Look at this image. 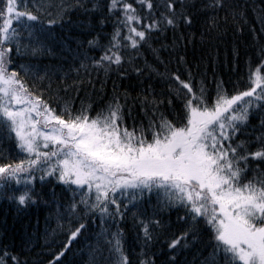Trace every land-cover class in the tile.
<instances>
[{
  "label": "snow or ice",
  "instance_id": "1",
  "mask_svg": "<svg viewBox=\"0 0 264 264\" xmlns=\"http://www.w3.org/2000/svg\"><path fill=\"white\" fill-rule=\"evenodd\" d=\"M77 9L88 15L82 23L89 29L93 17L101 30L111 25L105 43L102 31L86 41L98 57L81 54L68 72L16 63L54 56L49 26ZM200 10L213 13L202 42L222 38V10L224 22L231 15L243 32L245 13L229 9L227 0H0V186L20 185L8 197L20 206L41 197L37 179H54L71 193L66 205L57 201L56 226L43 234L37 255L51 259L31 264H61L85 219L97 215L101 231L90 264H132L120 223L153 192L151 216L131 214L140 242L136 264H157L151 247L161 239L172 253L163 264H178L189 250L185 264H264V44L254 53L258 63L246 62L245 78L226 81L213 68L210 87L207 71L187 59L182 31ZM259 13L264 24V7ZM233 55L239 56L235 48ZM130 72L142 85L135 96L115 82L112 94L105 92L112 73L128 79ZM5 143L24 158L14 159ZM181 208L175 228L160 218ZM35 246L29 236L16 254L0 249V264H30L25 253Z\"/></svg>",
  "mask_w": 264,
  "mask_h": 264
},
{
  "label": "trees",
  "instance_id": "2",
  "mask_svg": "<svg viewBox=\"0 0 264 264\" xmlns=\"http://www.w3.org/2000/svg\"><path fill=\"white\" fill-rule=\"evenodd\" d=\"M229 9H234L237 12H244L245 19L239 21L240 26L243 27V32L237 31V23L233 21L232 16H228V22L225 23L223 17L225 12L222 10L218 13V18L220 21L219 31L222 33V38L219 40H213L212 44L207 43V37H205L204 42L201 40V32L205 31L208 27V18L213 15L209 10L205 13L203 10L197 11L194 18V25L192 28L182 29L185 35L188 36V40L185 41L187 48V59L192 63H200V70L207 71V76L209 78V86L211 87V78L213 76V68H215V74L219 78L226 81L231 80L233 82L240 78H245L247 75V61L249 57H252L255 61L254 53L258 46L264 44V24H261L259 20V9L264 7V0H227ZM200 7V4H197ZM76 11V10H74ZM71 11L67 16L64 17L62 23H57L56 25L49 26L50 37L48 43L55 53L54 56L44 55L37 59L29 60L27 57L18 58L16 60L17 64H36L42 69L45 65L57 64L58 59L61 58L62 61L70 60L73 58V54L76 52V48L87 49L91 52L100 51L99 49L90 48L86 41L91 39L96 32H101L100 38L104 37L103 43L107 41V36L103 33L111 32V25L105 27L101 30L98 26H95V19L93 17L94 30L85 27V24L89 17L82 10L79 16L76 17V13ZM42 19H45L42 17ZM191 34V35H189ZM172 33L169 32L168 36L171 37ZM213 36L216 35V31L213 32ZM80 42L78 45L77 42ZM233 48L239 53L238 58H234ZM142 56L147 59L149 63H152L154 58L150 51L142 49ZM57 54V55H56ZM167 54L165 53L164 56ZM58 56V59L57 57ZM201 57L203 60L201 61ZM74 63V61H71ZM79 60H77V63ZM138 63H143V60L138 61ZM258 63V61H255ZM128 67L127 65H125ZM174 66V65H173ZM70 68L62 69L64 72H68ZM23 75V73H22ZM115 77L117 75L115 74ZM75 78V74L71 73L69 78V83L71 79ZM55 79V78H54ZM29 83L32 82V78H28ZM117 88L120 92L127 89L132 96H135L139 92L142 85L139 84L135 73L130 72L128 79H120L117 77ZM125 80L124 84L120 81ZM130 85H132L130 87ZM99 87V85L97 86ZM112 85H110L105 92L108 95L112 94ZM231 87V85H229ZM243 88V84H241ZM160 87L157 86V91ZM252 123H257L256 114L252 116ZM4 148L11 152L14 159L24 158L18 150L9 143L4 144ZM51 179V178H50ZM21 186L14 183L9 186H0V249L6 248L7 251L12 254L20 252L23 242L28 239L29 236L33 238V241L38 237H43L46 228H54L55 225H50L48 223H42L38 221V217L33 214L34 205L39 208L41 206H47L55 215L57 210V201L60 204L66 205L70 199L71 193L63 186L57 184L53 179L51 183L44 182L41 183L37 179L35 183V188L42 195L38 199L37 203H30L27 206H20L14 200L8 199L9 196L13 194L14 191L19 189ZM53 189L55 191V198L53 197ZM18 194V192H17ZM79 197H77L78 199ZM51 199V200H49ZM158 197L155 192L145 193V196L139 202L138 208H130L125 216L123 222L120 223V227L124 229V249L129 255V259L132 264H136L138 259V254L140 252V242L137 240L138 229L134 227L132 220L133 211H145L148 216H151L153 207L157 205ZM38 210V209H36ZM63 210V209H61ZM184 215V210L181 208L165 210L161 217L164 221H171L173 227H177V216ZM87 225L83 234L73 242L70 250L66 253L64 257L61 258V264H74L75 260H79L81 264H90L92 248L95 247L97 242V233L101 231V223L99 216L92 218L87 217L84 221ZM105 224L104 227H108ZM112 229L115 230V225H111ZM203 240L208 239L207 233L203 234ZM63 239V237H59ZM84 245L89 246V249L83 247ZM202 244H197L195 247L200 248ZM151 252L155 253L157 264H163L168 256L172 253L167 250L166 245L161 239L156 242L151 247ZM163 253V254H162ZM192 251L189 250L184 255L178 257V264H185L186 260L191 259ZM27 255V252L25 253ZM106 256L107 253L105 252ZM30 258V264H31ZM51 259V257H50ZM99 259V257H98Z\"/></svg>",
  "mask_w": 264,
  "mask_h": 264
},
{
  "label": "bare ground",
  "instance_id": "3",
  "mask_svg": "<svg viewBox=\"0 0 264 264\" xmlns=\"http://www.w3.org/2000/svg\"><path fill=\"white\" fill-rule=\"evenodd\" d=\"M80 9H77L76 11H74L73 13H76L78 12ZM80 14L79 13H76V17H78ZM101 42L103 43V41L105 40L104 37L103 38H100ZM76 52L73 54V58L70 59V60H66V61H62L61 58L58 59V56L57 59H58V63L57 64H52V65H58L60 66L62 69H65V68H70L71 67H75L77 63V60H80L82 59V55H87V56H95V57H98L100 55V51H94V52H91L87 49H80V48H76L75 50ZM57 55V54H56ZM71 61H74L75 63H72ZM44 67V66H43ZM42 67V69H43ZM126 67V66H125ZM127 68V67H126ZM41 69V70H42ZM93 76L95 77V73H93ZM100 78L101 79H104V74L101 72L100 73ZM55 79H59V77H55ZM117 77H115V73H112L110 75V77L107 78V83H106V87H105V90L110 86L112 85L113 86V82H117ZM125 80H122L120 81V84H121V88H122V84H124ZM98 86V85H97ZM112 90H113V87H112ZM108 94V92H107ZM22 155V154H21ZM54 180V179H53ZM55 181V180H54ZM56 182V181H55ZM51 200V199H49ZM38 209V210H36ZM35 209V205H34V210H33V214L36 215L39 219L38 221L42 222V223H48L50 225H55L56 224V219H55V215L53 214V211L47 207V206H41L39 208L36 207ZM51 215V219H49V215ZM34 244L36 245L35 247H33L31 250L27 251V256L29 258H34V259H50V257H40L38 256L37 254L41 253L43 251L41 245H43L44 243V240H43V237H38L37 239H35L34 241ZM83 247H86L87 249H89V246H86L84 245ZM74 264H81L79 262V260H75Z\"/></svg>",
  "mask_w": 264,
  "mask_h": 264
}]
</instances>
